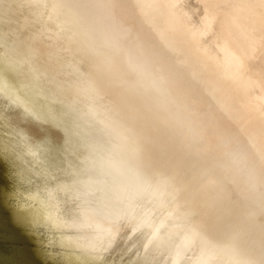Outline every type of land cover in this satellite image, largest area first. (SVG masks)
Returning a JSON list of instances; mask_svg holds the SVG:
<instances>
[{
    "label": "bare ground",
    "instance_id": "obj_1",
    "mask_svg": "<svg viewBox=\"0 0 264 264\" xmlns=\"http://www.w3.org/2000/svg\"><path fill=\"white\" fill-rule=\"evenodd\" d=\"M263 185L264 0H0V264H264Z\"/></svg>",
    "mask_w": 264,
    "mask_h": 264
},
{
    "label": "rangeland",
    "instance_id": "obj_2",
    "mask_svg": "<svg viewBox=\"0 0 264 264\" xmlns=\"http://www.w3.org/2000/svg\"><path fill=\"white\" fill-rule=\"evenodd\" d=\"M230 36H231V39L233 41V44L238 48L241 47V43H240L239 39L237 38V36L232 31H230ZM140 131L142 132L144 130H140V129H139V131L137 130L133 134V136L141 133ZM234 153H236L237 155H242L244 153V148L240 144L235 143L232 154H234ZM158 158H161V157H153L152 158L153 162H152V159H150L148 164L154 163V161L157 160ZM233 165L236 167V169L239 168V170H241V172H244L247 170L244 166H242L238 163L233 164ZM261 189H264V185L262 186ZM235 196H237L236 189L234 187H230L227 191V199L226 200L232 202V200H234ZM239 204H240V206H242L243 209H245V211L247 213H252L251 217L249 218V221L253 220L255 218V216H257L258 214L264 213V211H263L264 199H258L256 201L255 200L250 201L248 196H243V197H241Z\"/></svg>",
    "mask_w": 264,
    "mask_h": 264
},
{
    "label": "water",
    "instance_id": "obj_3",
    "mask_svg": "<svg viewBox=\"0 0 264 264\" xmlns=\"http://www.w3.org/2000/svg\"><path fill=\"white\" fill-rule=\"evenodd\" d=\"M143 133H144V131L141 132L140 134L136 135V137L139 138L140 136H143ZM154 148H155V147H154ZM233 149H234V148H233ZM244 152H245V150H244ZM244 154H245V153H243L242 155H237L236 153H234V156L238 158L237 161H235L236 164L240 162L239 160L244 156ZM158 159H159V158H158ZM158 159H157V161H158ZM243 166H244V165H243ZM212 167H213V168H211V169L216 170V168L218 167V164H213ZM244 167L247 169L246 172H248V169H249L248 166H244ZM231 168H235V167H234V166H231ZM244 172H245V171H244ZM236 193H237V190H236ZM250 222H251V221H250Z\"/></svg>",
    "mask_w": 264,
    "mask_h": 264
}]
</instances>
